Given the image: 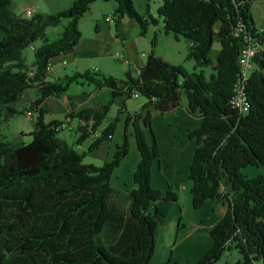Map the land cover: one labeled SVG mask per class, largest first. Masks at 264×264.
Segmentation results:
<instances>
[{"label": "trees", "instance_id": "1", "mask_svg": "<svg viewBox=\"0 0 264 264\" xmlns=\"http://www.w3.org/2000/svg\"><path fill=\"white\" fill-rule=\"evenodd\" d=\"M13 1L0 0V264H151L159 228L178 202L172 187L152 186V167L160 160L152 114L180 107L183 93L187 112L202 120L188 132L197 142L188 175L192 206L197 210L209 200L227 205L210 231L212 246L197 264H215L232 248L242 260L223 264H264V175L243 172L264 167V31L251 12L252 0H161L157 17L142 15L134 0H115V26L126 16L137 21L143 36L150 25H160L176 40L185 37L187 59L201 70L189 72L155 55V34L145 63L132 64L125 79L94 68L60 80H51L49 63L75 50L83 37L79 22L96 0H74L68 9L29 17L11 9ZM65 19L61 36L50 41L47 28ZM217 37L221 49L211 57ZM37 41L41 44L29 62L25 50ZM244 46L256 47L257 53L242 76ZM206 67L212 69L209 76ZM81 81L96 90L110 89L102 110L89 107L64 118H78L76 144L92 138L83 152L59 136L64 119L46 121L42 107L46 97L61 96ZM29 88L38 92L26 111L37 113L32 139L8 140L1 127L22 114L15 103ZM240 91L247 111L236 107ZM135 93L145 101L140 111L131 112L126 101ZM118 98L123 100L117 115L99 131ZM122 118L123 141L111 159L102 165L85 163L88 152L114 138ZM131 135L140 158L134 186L121 190L111 180L129 155Z\"/></svg>", "mask_w": 264, "mask_h": 264}, {"label": "rangeland", "instance_id": "2", "mask_svg": "<svg viewBox=\"0 0 264 264\" xmlns=\"http://www.w3.org/2000/svg\"><path fill=\"white\" fill-rule=\"evenodd\" d=\"M134 1L137 7L136 9L138 11H144L145 16L150 13L157 17V9L161 5V0H149V6L147 0ZM73 2L74 0H14L11 9L20 12V10L28 7L36 13H54L58 10L68 9L72 6ZM115 4V0L107 2L102 0L95 1L90 13L79 22V28L83 36L81 40L84 46L82 44L79 45L77 51L78 61L71 59L74 57L73 54L68 56L61 55L52 59L53 63H60L62 59L67 61L64 67H57L59 72L72 75L76 72L77 68L81 72L86 69L95 68L101 74L114 76L118 79H125V73L131 67V64H133L130 62H134L133 60L136 59L134 48L136 47L139 50L138 54L150 53L152 50L151 39L155 34V55L170 61L172 64H182L189 72L201 70L200 67L196 66L194 60L187 59L190 48L186 38L182 37L176 40L172 34H165L162 28H159L161 29L160 31L151 30L144 35L146 37H143L137 21L127 17L128 24L125 23L128 33L127 38L120 34L116 30L115 23L111 22V32L103 30L101 33H97L95 27L96 22L103 20L107 14L115 17L113 13ZM251 12L258 25L257 27L262 26L264 23V0H252ZM68 21L65 19L58 26H49L47 28L50 41H54L61 36ZM36 44H41V41H37ZM35 45L34 48L31 46L25 50V55L29 62L34 58L32 53L36 48ZM124 46L132 52V59L125 56ZM220 49V38L217 37L214 40L210 56L214 57L217 55ZM81 51L82 54H80ZM242 56L241 59L244 64V57ZM146 57H143V59H146ZM211 70L210 67L204 69L206 76L210 75ZM92 87L94 85L88 81L73 82L67 89L66 97H73L76 100L83 98L87 95L85 93H89ZM36 95H38V92L34 88H29L25 91L22 100L15 103L22 111V114H16L7 123L2 125L1 132L4 138L15 140L18 136L22 137L25 142L32 139L29 133L34 129L37 113H34L33 120H31L27 117L26 111L30 109L32 98H35ZM97 96L96 106H100L101 108L110 97L109 87L101 88ZM53 100L60 104L58 99ZM122 100V98H118L112 104L110 112H108L103 124L99 127V131L117 115ZM63 101L62 104L64 107ZM144 101V97L133 96L126 103L129 111L136 112L140 111ZM186 106L187 96L183 93L181 106L175 112L161 114L153 111L152 114L153 132L157 136V146L160 153L159 162L156 161L152 167V186L158 190H165L172 187V190L178 196V202L172 208L169 217L165 219V222L159 228L157 246L151 264H197L199 258L212 246L213 240L210 237V231L218 222L216 220V215L218 216L217 204H214L211 200L207 201L205 205L197 210L191 206V187L188 181V175L197 142L196 138H189L188 132L197 127L199 128L202 120L189 114ZM57 110L54 116L62 113V110ZM73 120L75 123L78 122L77 117H74ZM125 126L124 119L122 118L115 130L114 138L107 142L109 148L105 145L95 153L88 152L83 161L95 165H102L106 160L109 161L113 156L115 146L123 141ZM63 131L59 133L60 137L70 136L71 133L69 131ZM147 137L149 141L153 140L149 131H147ZM68 140L69 144L74 145L77 151H88L90 141L83 142L81 144L82 146L79 147L78 144L74 143L76 140L74 141L70 137H68ZM130 142L129 155L121 161L120 166L113 173L111 180L112 186L121 190L134 186L133 173H135L140 158L135 137L132 135ZM243 172L248 177L264 175V167L249 166ZM184 185L187 186L188 190H186ZM183 189L185 190L183 191ZM239 259L242 260V255L239 250L232 248L230 251L224 252L221 259L215 264L236 262Z\"/></svg>", "mask_w": 264, "mask_h": 264}, {"label": "crops", "instance_id": "3", "mask_svg": "<svg viewBox=\"0 0 264 264\" xmlns=\"http://www.w3.org/2000/svg\"><path fill=\"white\" fill-rule=\"evenodd\" d=\"M95 3V2H94ZM93 3V4H94ZM93 4H92V7H93ZM116 5V4H115ZM116 7V6H115ZM115 7H114V9H115ZM26 9H31V8H24L23 10H20V12H17V13H19V14H21V15H23L24 16V14H25V10ZM32 10V9H31ZM15 11V10H14ZM33 11V10H32ZM90 11H91V8H90ZM90 11L88 12V13H90ZM140 12H141V14H143L144 16H145V13H144V11H141V10H139ZM16 12V11H15ZM34 12V11H33ZM113 12H114V10H113ZM87 13V14H88ZM149 13V12H148ZM86 14V15H87ZM85 15V16H86ZM108 15H111V14H107L105 17H104V19L103 20H101L100 22L98 21V22H96V25H95V27H96V31H97V33H101L103 30L104 31H108V32H111V28H110V22L109 21H107L106 20V17L108 16ZM84 16V17H85ZM83 17V18H84ZM82 20V19H81ZM133 20V19H132ZM125 23H127V17L125 16L124 18H123V20H122V23L117 27L116 26V30L120 33V34H122L125 38H127V36H128V33H127V29H126V26H125ZM128 24V23H127ZM160 28V25L159 26H156V25H150V27H149V29H148V32L149 31H151V30H154V31H160L161 29H159ZM147 32V33H148ZM118 36V35H117ZM143 37H146V36H143ZM175 38V37H174ZM82 39V38H81ZM176 39V38H175ZM94 40H95V37H94ZM96 41V40H95ZM83 45L84 46V43H82V40H80L79 41V43L77 44V46H76V48H75V50L74 51H72L71 53H68V54H62V55H65V56H68V55H71V54H73V58H71L72 60H75V61H78V55H77V51H78V48H79V45ZM40 44H36L35 46L36 47H38ZM188 46H189V48H190V44L188 43ZM124 51H125V56L127 57V58H130V59H132V56H131V51H129L127 48H125V46H124ZM84 52H85V50H84ZM83 52V53H84ZM139 53V50L135 47L134 48V54L136 55V59H134L133 61L134 62H130V63H133V64H140V65H142V64H144L145 63V60L146 59H143V57H146V54H144V53H142V54H138ZM80 54H82V51L80 52ZM218 54V53H217ZM32 55H33V53H32ZM61 56V55H60ZM138 56V57H137ZM33 59V58H32ZM63 61H65L66 63H67V61L65 60V59H62L61 61H60V63H56V66H55V68L52 70V72H51V75H52V77H51V80H60L61 78H63L62 76H66V75H68V74H66L65 72H63V73H61V72H59L58 70H57V67L59 66V67H64L65 66V63H63ZM132 65V64H131ZM79 68H77L76 69V71H80V70H78ZM81 72V71H80ZM98 91L99 90H96L94 87H92V89L89 91V93H85V94H87V95H85L83 98H80V99H74L73 97H66V93L65 94H63V95H61V96H48V97H46L45 98V100H44V102L42 103V107L44 108V109H46V114H45V119H46V121H51V120H53V119H64L69 113H72V112H80L81 110H83V109H85V108H89V107H93L94 109H96V110H102L103 109V106H104V104H103V106H101V108H100V106H96V97H98L97 96V93H98ZM34 98V97H33ZM32 98V99H33ZM53 99H58L60 102V104H58V103H56ZM63 99H64V101H63ZM62 101H63V103H64V107H63V104H62ZM144 103V102H143ZM142 103V104H143ZM179 108V107H178ZM177 108V109H178ZM57 109H60V110H62V113L60 114V115H58V116H54V114H56V112L58 111ZM177 109H175L174 111H172L171 113H173V112H175ZM70 120V119H69ZM70 122H71V124L73 125L72 126V129H67V130H62L63 132H65V131H69L71 134H70V136H64V140H66V142L69 144V140H68V137H70V138H72L74 141L75 140H77V138H78V133L76 132V127H78V125H79V121L77 122V123H75L74 122V120L73 119H71L70 120ZM20 139V137H16L15 138V140H19ZM92 138H90L89 140H87V141H90V142H92V140H91ZM24 140V139H23ZM90 142H89V144H90ZM108 141H105V142H103L101 145H100V147L97 149V150H95L94 152H92V153H95V152H97L99 149H101L103 146H108V143H107ZM75 143V142H74ZM82 145H80L79 147H81ZM89 146V145H88ZM108 148H109V146H108ZM86 151V150H85ZM106 152H107V150H106ZM184 187H186V190H188L187 189V186L186 185H184ZM185 189H183V191H184ZM192 199V198H191ZM211 202H213L214 204H217L216 205V207H217V209H218V216L216 215V220H220L222 217H223V215L225 214V212L227 211V205H226V203H224L223 201H219V200H215V201H211ZM212 203V204H213ZM193 205V204H192ZM191 205V206H192ZM192 208H194L193 206H192ZM195 209V208H194Z\"/></svg>", "mask_w": 264, "mask_h": 264}, {"label": "built area", "instance_id": "4", "mask_svg": "<svg viewBox=\"0 0 264 264\" xmlns=\"http://www.w3.org/2000/svg\"><path fill=\"white\" fill-rule=\"evenodd\" d=\"M30 13H33V11H32L31 9H26V10H25V16L29 17V14H30ZM106 20L109 21V22H111V23H115V22H116V21H115V17H114V16H111V15H108V16L106 17ZM243 26H244V25L238 26V33H239V34H240V32L244 31ZM259 29H260L261 31H264V23H263L262 26L259 27ZM33 48H34V47H33ZM256 53H257V48H256V47H251V46H246V47H245V46H244V47L242 48V54H243L242 57H244V64H243L242 76H244V74L246 73V71L248 70V68H250L251 59H252L253 56L256 55ZM63 63L66 64L65 61H63ZM55 66H56V63H53V62L51 61V63H49L48 68L50 69V71H52V70L55 68ZM95 70L97 71V69H95ZM134 96H138V94L135 93ZM236 100H237V101H236V107H239V108L243 109L244 111H247V110H248L249 106H248V104L245 102V96H244L243 91H242V92H241V91L239 92L238 97H237ZM26 115H27V117H28L29 119L33 120V115H34V114H33L31 111H28V112L26 113ZM59 125H60V126H59V129H61V130H62V129H63V130L72 129V126H73V125L71 124L70 120H68V119L62 120V122H61ZM96 136H97V134H96Z\"/></svg>", "mask_w": 264, "mask_h": 264}, {"label": "bare ground", "instance_id": "5", "mask_svg": "<svg viewBox=\"0 0 264 264\" xmlns=\"http://www.w3.org/2000/svg\"><path fill=\"white\" fill-rule=\"evenodd\" d=\"M29 15H32V13H30ZM247 71H248V70H247ZM247 71H246V72H247ZM245 74H246V73H245ZM234 104H235V103H234Z\"/></svg>", "mask_w": 264, "mask_h": 264}]
</instances>
